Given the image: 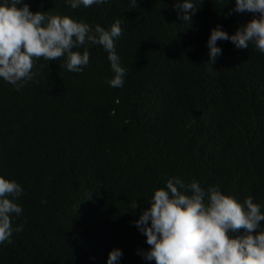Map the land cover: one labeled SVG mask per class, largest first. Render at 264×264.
<instances>
[{"label": "trees", "instance_id": "obj_1", "mask_svg": "<svg viewBox=\"0 0 264 264\" xmlns=\"http://www.w3.org/2000/svg\"><path fill=\"white\" fill-rule=\"evenodd\" d=\"M178 2L23 0L93 27L120 19L126 75L109 86L108 53L88 42L73 49L90 54L80 73L65 56L39 57L19 90L0 79V175L23 189L12 220L23 227L0 244V264H106L114 248L119 264H155L139 254L150 246L133 221L173 176L251 196L264 211V53L218 40L211 62L206 44L217 25L231 35L254 14L230 11L235 0H193L186 21Z\"/></svg>", "mask_w": 264, "mask_h": 264}, {"label": "clouds", "instance_id": "obj_2", "mask_svg": "<svg viewBox=\"0 0 264 264\" xmlns=\"http://www.w3.org/2000/svg\"><path fill=\"white\" fill-rule=\"evenodd\" d=\"M106 2L66 0L73 9ZM130 2L135 6L136 0ZM174 7L179 9L178 17L186 21L196 10L193 0H179ZM230 11L254 15L231 35L220 25L210 30L206 44L211 62L222 51L218 40L231 41L236 48L243 49L252 43L264 53V0H235ZM121 34L120 19L105 29L66 15L32 12L23 0H0V79L19 90L33 79L39 57L56 60L65 56V67L80 73L88 65L90 54L86 47L82 52L73 49L90 42L101 45L108 53L113 72L107 81L109 86L121 87L126 69L115 51V40ZM22 192L19 183L0 175V244L10 243L13 231L22 230V225H12L13 218L22 213V206L16 203ZM130 207L136 208V201ZM261 208L251 196L241 203L225 195L219 185L205 188L196 180L185 183L179 176L170 177L165 187L154 191L148 207L133 221L150 246L139 254L155 264H264V226L258 223L264 221ZM241 228L247 234L234 237L232 234ZM122 255L119 248L112 249L106 264H119Z\"/></svg>", "mask_w": 264, "mask_h": 264}]
</instances>
